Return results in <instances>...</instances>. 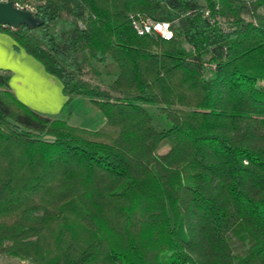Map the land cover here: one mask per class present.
Returning <instances> with one entry per match:
<instances>
[{
  "label": "trees",
  "instance_id": "obj_1",
  "mask_svg": "<svg viewBox=\"0 0 264 264\" xmlns=\"http://www.w3.org/2000/svg\"><path fill=\"white\" fill-rule=\"evenodd\" d=\"M10 1L42 25L0 30L67 99L34 111L0 71V258L264 264V0ZM143 18L171 39L137 34ZM74 97L100 127L67 122Z\"/></svg>",
  "mask_w": 264,
  "mask_h": 264
},
{
  "label": "crops",
  "instance_id": "obj_2",
  "mask_svg": "<svg viewBox=\"0 0 264 264\" xmlns=\"http://www.w3.org/2000/svg\"><path fill=\"white\" fill-rule=\"evenodd\" d=\"M15 45L12 36L0 30V71L9 72L11 92L34 111L58 114L67 99L62 93L60 81L48 73L38 60ZM67 108L70 111L67 122L71 125L94 130L104 122L103 114L84 97L72 98Z\"/></svg>",
  "mask_w": 264,
  "mask_h": 264
},
{
  "label": "water",
  "instance_id": "obj_3",
  "mask_svg": "<svg viewBox=\"0 0 264 264\" xmlns=\"http://www.w3.org/2000/svg\"><path fill=\"white\" fill-rule=\"evenodd\" d=\"M0 25L16 28L25 25L34 28L42 25V21L28 9L17 8L10 0L0 1Z\"/></svg>",
  "mask_w": 264,
  "mask_h": 264
},
{
  "label": "rangeland",
  "instance_id": "obj_4",
  "mask_svg": "<svg viewBox=\"0 0 264 264\" xmlns=\"http://www.w3.org/2000/svg\"><path fill=\"white\" fill-rule=\"evenodd\" d=\"M197 1L200 4H204V0H197ZM97 69H100V67H97ZM83 77L84 79L89 81L92 85L99 86L102 89H107V84L109 80L103 74H96L92 69H86ZM147 108L151 112L153 121L158 128L168 127L169 123L165 119H163V116L158 112V110L155 107L151 105H147ZM77 111L80 112V110H77ZM77 111L75 112L78 113ZM0 264H29V263L26 261H18L16 259L0 258Z\"/></svg>",
  "mask_w": 264,
  "mask_h": 264
},
{
  "label": "built area",
  "instance_id": "obj_5",
  "mask_svg": "<svg viewBox=\"0 0 264 264\" xmlns=\"http://www.w3.org/2000/svg\"><path fill=\"white\" fill-rule=\"evenodd\" d=\"M17 8L22 9L21 6ZM133 28L139 35H149L153 38H158L162 40H169L172 37V31L170 29L169 23L165 21H154L149 18H143L133 21Z\"/></svg>",
  "mask_w": 264,
  "mask_h": 264
}]
</instances>
